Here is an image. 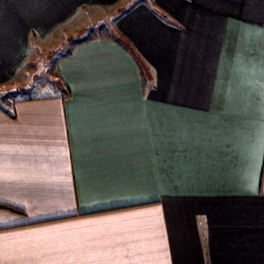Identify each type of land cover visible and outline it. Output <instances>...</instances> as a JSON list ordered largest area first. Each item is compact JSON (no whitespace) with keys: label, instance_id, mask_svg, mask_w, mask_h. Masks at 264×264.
Instances as JSON below:
<instances>
[{"label":"crops","instance_id":"1","mask_svg":"<svg viewBox=\"0 0 264 264\" xmlns=\"http://www.w3.org/2000/svg\"><path fill=\"white\" fill-rule=\"evenodd\" d=\"M0 97V264H264V0H0Z\"/></svg>","mask_w":264,"mask_h":264},{"label":"rangeland","instance_id":"2","mask_svg":"<svg viewBox=\"0 0 264 264\" xmlns=\"http://www.w3.org/2000/svg\"><path fill=\"white\" fill-rule=\"evenodd\" d=\"M124 6H122L123 8ZM117 9L114 10H100L97 11V13L94 14L93 18L92 15L90 14V19L93 21H90L89 19H83V25H86L89 23L93 22H98L94 25H92L90 29L87 30L85 36H91V35H96V34H104V32L107 30H112L115 29V17H112L111 14L116 12ZM103 11V12H102ZM98 16V17H96ZM82 19V18H81ZM105 20V21H104ZM81 21V20H80ZM79 21V22H80ZM102 24V25H101ZM101 25V26H100ZM85 27V29H86ZM83 35L78 36L77 38H80ZM75 38V39H77ZM51 45H55L56 42L50 43ZM63 44L60 48V50L56 51V55H51L48 57L46 53L42 54V57L39 59L36 58V72L32 75L29 76L30 79H32V82L30 83L29 86H26L27 90H20L19 93L14 95L13 90L11 91H6L3 95V98H9L12 99L13 97L15 98H28L29 96H41L43 95L44 92V85L49 87V82L51 81V78L54 77V70L56 67V62H57V55L58 54H63L66 50H69L72 46V42H67V43H61ZM41 50V49H40ZM42 52H47L44 50H41ZM13 92V94H12ZM16 93V92H15ZM0 106L3 108H9V105L4 103V99L2 100L0 97Z\"/></svg>","mask_w":264,"mask_h":264},{"label":"trees","instance_id":"3","mask_svg":"<svg viewBox=\"0 0 264 264\" xmlns=\"http://www.w3.org/2000/svg\"><path fill=\"white\" fill-rule=\"evenodd\" d=\"M0 210L11 212V213H14V214H17V215H23L22 211L17 210V209L12 208V207H9V206L4 205V204H0Z\"/></svg>","mask_w":264,"mask_h":264}]
</instances>
